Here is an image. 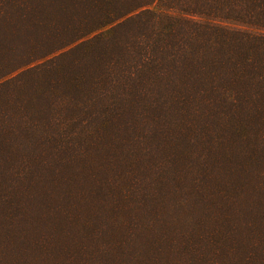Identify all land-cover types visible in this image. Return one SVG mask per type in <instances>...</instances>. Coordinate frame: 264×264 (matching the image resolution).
I'll list each match as a JSON object with an SVG mask.
<instances>
[{"label": "trees", "instance_id": "1", "mask_svg": "<svg viewBox=\"0 0 264 264\" xmlns=\"http://www.w3.org/2000/svg\"><path fill=\"white\" fill-rule=\"evenodd\" d=\"M0 264H264V0H0Z\"/></svg>", "mask_w": 264, "mask_h": 264}]
</instances>
